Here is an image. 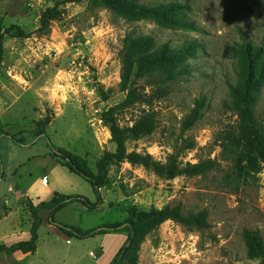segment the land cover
Instances as JSON below:
<instances>
[{
    "label": "rangeland",
    "instance_id": "1",
    "mask_svg": "<svg viewBox=\"0 0 264 264\" xmlns=\"http://www.w3.org/2000/svg\"><path fill=\"white\" fill-rule=\"evenodd\" d=\"M175 1L187 5L181 13L189 28L163 26L88 0H0V243L28 238L24 205L48 198L55 186L95 200L90 183L51 156L48 139L83 156L96 171V161L116 149L103 119L112 109L122 128L143 113L154 116V130L137 137L126 132L125 146L149 153L162 168L126 159L110 163L100 189L103 202L93 209L72 202L55 220L88 229L123 220L131 205L179 203L184 212H205L206 225L188 229L164 221L142 240L137 264H264V257H249L245 241V231H258L264 246V171L246 179L236 173L232 156L242 124L238 111L223 105L230 99L229 85L240 86L237 73L247 65L241 45L257 50L253 63L264 60V0ZM47 7L60 15L44 30L40 16ZM146 34L172 47L196 40L197 50L185 58L188 71L151 79L133 68L123 83L124 41ZM258 85L253 115L264 131V77ZM200 99L203 113L190 122ZM45 117L47 137L36 133L37 121ZM198 162L210 168L188 173ZM42 216L37 248L20 264H109L127 236L122 229L80 239L49 223L47 213ZM12 260L0 258V264Z\"/></svg>",
    "mask_w": 264,
    "mask_h": 264
},
{
    "label": "trees",
    "instance_id": "2",
    "mask_svg": "<svg viewBox=\"0 0 264 264\" xmlns=\"http://www.w3.org/2000/svg\"><path fill=\"white\" fill-rule=\"evenodd\" d=\"M82 1V0H71ZM91 3L101 4L110 9L118 10L124 15L147 16L153 18L163 26L189 28L190 23L183 17V5L178 1L158 2L156 4L135 3L131 0H88ZM60 11L56 7H47L40 16V29H48L50 21L57 19ZM198 48V42L190 39L184 41L179 47H172L168 42L156 43L153 36L131 35L125 41L120 51L122 61V82L125 83L130 72L135 68L138 76L156 79L162 74L166 77H176L179 73L188 71L185 58ZM241 51L247 55V65L237 74L241 77L240 86L229 85L230 99L224 100L223 105L230 110H237L242 124L236 142L240 144L238 151L232 156L233 166L239 176H253L264 171V131L257 124L253 111L256 94L259 91V80L264 77V60L254 62L258 58L257 50H250L248 44L241 45ZM203 99L196 100L189 113L190 122H195L203 113ZM112 109L106 111L103 119L109 124L110 134L116 145L114 154H103L95 163L96 171H93L87 160L68 149L53 144L49 139L51 156L70 172L76 173L87 180L95 194V200L90 201L87 197L79 194H67L59 191L52 192L48 198L33 204L27 202V209L31 217L29 237L11 244L0 243V253L12 254L15 251L33 253L37 247V231L41 224L39 212L48 210L47 220L62 232L76 238H85L108 231L127 230V236L115 253L109 264H137V253L145 236L156 230L166 220H174L190 229L206 225V214L199 212H184L181 205L167 204L163 207H150L139 209L136 205L127 208V215L121 221L108 222L97 227L83 229L79 226L66 222L57 221L55 213L62 207L72 203L81 202L86 208L93 209L99 206L103 200L100 189L103 187L107 167L110 163H118L126 159L131 164H140L151 167L157 171L162 166L152 158L149 153L127 151L125 146L126 132L137 137L151 133L155 128V119L151 113H143L130 127L122 128L111 115ZM49 119L37 121V135H46L45 126ZM0 133H4L0 127ZM16 142L21 140L15 139ZM210 168L209 162H198L190 167V174L203 173ZM245 241L248 255L251 258L264 257V246L258 231H245Z\"/></svg>",
    "mask_w": 264,
    "mask_h": 264
},
{
    "label": "crops",
    "instance_id": "3",
    "mask_svg": "<svg viewBox=\"0 0 264 264\" xmlns=\"http://www.w3.org/2000/svg\"><path fill=\"white\" fill-rule=\"evenodd\" d=\"M58 166V164L57 163H54V167H52V169H55L56 167ZM50 172V171H49ZM44 178H46V176L44 177ZM54 189V188H53ZM57 190H59V192L60 191H62V190H60V188H58V186H55V191H57ZM49 191H53V190H49ZM34 203H36L37 201L36 200H34L33 201ZM71 205H73V203L72 204H70V205H68L67 207H69V206H71ZM64 208H66V207H64ZM24 209L25 210H27L26 211V218H27V220H28V223H29V229H30V225H31V217H30V213H29V211H28V209L26 208V205H24ZM63 209V208H62ZM82 210V208H80V209H76L75 210V212H76V215H78L79 213H80V211ZM58 212H61L60 210L59 211H57L56 212V216H57V214H59ZM45 213H47L48 214V210L47 209H42L40 212H39V214H40V217H41V224L43 223V221H42V218H43V214H45ZM40 224V225H41ZM49 227L50 228H52L53 226H51V225H49ZM39 228H40V226H39ZM38 228V229H39ZM54 228V227H53ZM38 232V231H37ZM29 235V234H28ZM29 237V236H28ZM67 242H68V240H67ZM37 248V247H36ZM35 252V251H34ZM6 254V253H5ZM26 254H32V253H29V252H27V253H22L21 251H15V252H13L12 254H7V255H5L4 257L2 256V257H0L1 259L3 258H5V259H7V258H12L13 260L11 261V264H20V261L21 260H23V258H24V256L26 255Z\"/></svg>",
    "mask_w": 264,
    "mask_h": 264
}]
</instances>
